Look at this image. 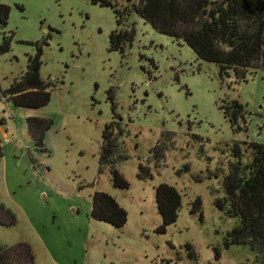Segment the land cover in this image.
Here are the masks:
<instances>
[{
    "label": "rangeland",
    "instance_id": "1",
    "mask_svg": "<svg viewBox=\"0 0 264 264\" xmlns=\"http://www.w3.org/2000/svg\"><path fill=\"white\" fill-rule=\"evenodd\" d=\"M0 4L9 7L0 44L10 36L9 50L0 53V247L27 243L34 264H256L249 244L230 240L239 219L218 209L215 200L223 196L224 176L237 159L235 145L264 143L260 61L246 81L235 83L233 75L221 79L218 65L198 58L184 40L136 14L119 26L133 30L120 53L109 49V33L117 27L110 7L90 0ZM37 42L40 76L51 95L36 113L51 124L35 145L25 134L26 109L5 91L25 72ZM232 101L243 106L237 131L223 115L222 106ZM106 125L117 156L99 170ZM29 153L38 158L30 185L25 179L32 169L17 172ZM111 167L127 188L113 185ZM162 182L181 195L177 220L163 231L155 200ZM37 185L38 194L21 198V189L36 191ZM95 190L109 193L126 210L122 227L91 218ZM33 202L35 211L29 210ZM38 219L40 238L58 250L53 256L41 245Z\"/></svg>",
    "mask_w": 264,
    "mask_h": 264
},
{
    "label": "trees",
    "instance_id": "2",
    "mask_svg": "<svg viewBox=\"0 0 264 264\" xmlns=\"http://www.w3.org/2000/svg\"><path fill=\"white\" fill-rule=\"evenodd\" d=\"M92 4L110 7L117 27L109 33V49L124 53L132 41L133 30L121 28L129 14H136L157 31L184 40L196 56L219 67L221 79L233 75L234 82L247 80V72L255 61L264 66V0H90ZM9 7L0 4V24L6 25ZM10 36H4L0 53L9 50ZM36 52L28 56L25 72L5 91L15 106L38 109L45 106L51 92L40 76L42 46L36 43ZM223 115L234 131L240 130L239 119L243 106L232 101L222 106ZM51 121L27 117L25 121L30 141L42 144ZM98 155L99 170L104 163H114L117 147L109 126L102 132ZM243 148L242 160L238 149ZM236 161L230 165L223 179V196L215 205L239 225L232 231V243H247L256 252V264H264V143L242 142L235 145ZM2 151L0 147V157ZM112 182L124 189L128 182L111 167ZM155 200L162 219L161 230L177 220L181 195L176 187L162 182L155 188ZM90 216L120 228L127 221V212L107 192L95 190L91 195ZM0 264H34L31 249L26 243L0 247Z\"/></svg>",
    "mask_w": 264,
    "mask_h": 264
},
{
    "label": "crops",
    "instance_id": "3",
    "mask_svg": "<svg viewBox=\"0 0 264 264\" xmlns=\"http://www.w3.org/2000/svg\"><path fill=\"white\" fill-rule=\"evenodd\" d=\"M38 109H40V108H38ZM38 109H26V111L24 112L25 118H27V117H38V114L36 113L38 111ZM26 132H27V130H26V126H25V134H26ZM1 133L5 136L6 135V130L3 129V128H1ZM27 136H28V134H27ZM28 139L30 140L29 136H28ZM30 153H29V160H27L25 162L24 167L21 170H17V172H19V174L22 175L24 172H27L29 169H32V172L30 173V177L31 178H28L27 179V182H26V179H25V183H27V184H29L28 181H32L33 179H35V177L37 176V172H38V169H36V167H35V165L38 164V162H37L38 161V158H37V160H35L34 157H33V155H31L33 153H31V154ZM30 157H33V159H30ZM11 174H12V171H11ZM12 175H15V173H13ZM21 186H22L21 182H18L17 185L13 184V191L16 193L17 187H20L21 188ZM26 188H29V187H26ZM19 192L22 193L21 198L22 199H26V198H24V195L25 194L27 196H30V197H31V193L32 194H35V195L38 194V185H37L36 191L35 190H32L31 191V189H21ZM40 193H42V192L40 191ZM16 199L17 198L15 197V200ZM36 204L37 203H35V202L30 203L29 210H34V208L36 207L35 206ZM16 205L21 209V211H23L24 215H27V211H25V209H26L25 206L26 205H24L22 202H20V200H18V202H16ZM40 208H42V204H40V207H38V209H40ZM90 209H91V207H90ZM35 210H36V208H35ZM35 214L36 213L34 212L32 215H33V218L36 219ZM42 222H43L42 220L38 219V237H39V240L42 241L41 245H43L45 247V251H47L51 256H53V255L57 254V251H58L56 249V247H55V244H53L52 242L51 243H46L42 238H40V236H41L40 228L43 227V225H40V224ZM48 244H49V246H48Z\"/></svg>",
    "mask_w": 264,
    "mask_h": 264
},
{
    "label": "built area",
    "instance_id": "4",
    "mask_svg": "<svg viewBox=\"0 0 264 264\" xmlns=\"http://www.w3.org/2000/svg\"><path fill=\"white\" fill-rule=\"evenodd\" d=\"M8 139L7 138H5V141H7Z\"/></svg>",
    "mask_w": 264,
    "mask_h": 264
}]
</instances>
